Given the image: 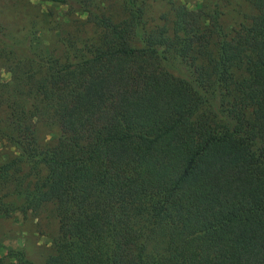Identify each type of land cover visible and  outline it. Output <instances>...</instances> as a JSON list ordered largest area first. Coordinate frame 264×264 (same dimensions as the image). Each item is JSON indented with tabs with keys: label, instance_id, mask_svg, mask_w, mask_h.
I'll return each instance as SVG.
<instances>
[{
	"label": "trees",
	"instance_id": "obj_1",
	"mask_svg": "<svg viewBox=\"0 0 264 264\" xmlns=\"http://www.w3.org/2000/svg\"><path fill=\"white\" fill-rule=\"evenodd\" d=\"M47 1L0 41V218L49 208L43 264H264V0Z\"/></svg>",
	"mask_w": 264,
	"mask_h": 264
},
{
	"label": "rangeland",
	"instance_id": "obj_2",
	"mask_svg": "<svg viewBox=\"0 0 264 264\" xmlns=\"http://www.w3.org/2000/svg\"><path fill=\"white\" fill-rule=\"evenodd\" d=\"M81 1V0H77ZM87 1V0H82ZM111 11L119 12V0H89ZM195 13L207 0H179ZM243 10V9H241ZM67 8H62L47 0H0V41L20 38L25 31L36 24L37 30L46 39L53 41L58 35L54 28L62 20ZM245 11L247 9L245 8ZM147 18H155L161 14L170 15V6L163 1L150 3L147 7ZM249 13V12H248ZM237 10L231 8L226 11L224 23L227 27L236 25ZM2 45V44H1ZM9 74L0 63V80L8 81ZM3 114L0 111V114ZM12 150L0 143V163L7 159ZM43 210L36 218L13 215L10 218H0L1 252L21 250L35 264H43L49 254L51 242L55 236L57 224L51 211Z\"/></svg>",
	"mask_w": 264,
	"mask_h": 264
}]
</instances>
